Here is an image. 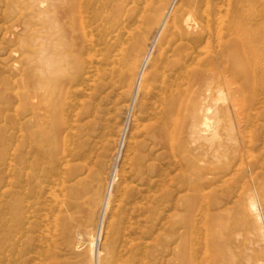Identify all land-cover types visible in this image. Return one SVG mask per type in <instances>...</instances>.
Returning <instances> with one entry per match:
<instances>
[{
    "label": "rangeland",
    "instance_id": "obj_1",
    "mask_svg": "<svg viewBox=\"0 0 264 264\" xmlns=\"http://www.w3.org/2000/svg\"><path fill=\"white\" fill-rule=\"evenodd\" d=\"M124 1L111 19L76 0L70 25L63 0H0V264H264L263 77H203L231 131L223 157L197 155L187 138L167 146L158 112L178 38L162 45L161 32L186 0ZM213 40L190 69L222 70ZM16 156L23 176L7 187L3 162Z\"/></svg>",
    "mask_w": 264,
    "mask_h": 264
},
{
    "label": "bare ground",
    "instance_id": "obj_2",
    "mask_svg": "<svg viewBox=\"0 0 264 264\" xmlns=\"http://www.w3.org/2000/svg\"><path fill=\"white\" fill-rule=\"evenodd\" d=\"M86 1L87 0H85V2ZM88 1L89 3L92 1H96V6L93 7V14L95 17H99L101 13V12L98 13V9H100L98 7H101V9L107 13L106 17L111 18V19L114 18L115 14L120 13V10L122 12L123 9L127 8V7L124 8V6H126V1L124 0H113L114 2L113 4L111 0H104V1L88 0ZM154 1L155 0H135V3L136 4L143 3L145 4V8H146L148 5H150V3H153ZM158 1L164 2L165 0H158ZM75 2L76 0H63V7L61 9V16L64 17V14L66 13V18L69 20L68 23L70 25H73V18L72 17L69 18V16L73 14ZM159 2H158V5H159ZM78 3L79 4H77V9H78L77 11L79 13L78 14L79 15V25L83 27V24L85 23L83 16H82V9H83L84 3L83 5L81 4L80 1H78ZM161 6L162 5H160V8ZM185 8L186 9H184L185 10L184 14L181 15L180 13L179 17H171L170 21H168L167 24H165L166 25L164 26L165 29L163 30V32H161L162 35L160 34L161 40L159 38L162 45L164 43L166 44L170 43L171 39L174 37H177L178 40L176 41V43L174 40L175 44L173 47V51L171 54H169V56L166 59L168 62V66H169L168 68L169 74L167 76V80H165L166 83L164 81L165 83L163 84L164 87L161 88L163 89V93L161 92L162 95L160 96L161 104H160V110L158 112L159 125L157 129V134L162 143L167 144V146L168 145H170L171 147L173 146L172 148L176 150L180 148V144L178 143L175 146L174 142H176L177 139H179V142L180 143L183 142V144L185 145H189V142H192L193 144H195L194 148L196 149L195 151L197 155L204 156V158L215 159V158H219V155L220 157L224 156L223 154L224 152H222L221 149L224 144H227L224 138L228 137V135L230 134L229 133L230 129L227 130L228 128H226L227 126H226L225 118H227V116L223 115L222 113L224 111L222 108H220L222 105H220L219 107L218 105L213 104L215 90L217 89L216 87L218 85L215 88H211L210 84H207L209 85V86L206 85L207 87L203 86V89L206 88V90H204L205 94L203 96L201 95L203 93V92L201 93V83H203L201 81L204 80V78L205 79L208 78L207 79L208 81H209V78H214V79L216 78L225 79L226 78L227 79L229 76L233 77L232 79L237 78V79L248 80V81L250 79H252L253 81V78L255 79L257 76L263 77L264 79V0H186ZM138 13L137 11H135V9L131 13V16H130L131 20L132 18L134 20L133 26L138 24L141 18L143 17V15H141L140 13L138 14ZM90 18H87V19H90ZM86 23H88V21ZM142 25L143 24L141 23V26ZM128 28L130 27L128 26ZM84 30H86V28ZM82 34L83 33H81V35ZM143 34L145 35V33ZM83 36L85 37V35ZM212 39H214L213 41H215L217 45L221 48V54L219 55L218 58L220 59V63L222 64V70L214 71L213 69H210L206 71L204 70L200 71L198 69L192 70L194 68L190 69L191 64L199 65L200 61L203 60V58L201 57V48L205 47V45H209L210 40ZM210 46H213V45H210ZM219 47L216 46V49H218ZM112 49H114V47ZM203 50H206V48L205 49L203 48ZM208 54L209 53H207L206 56ZM206 56L203 54V57H206ZM131 59H132V56H131ZM129 61L130 63L132 62L131 60H128V62ZM28 65L29 64L27 63V66ZM128 67L129 66L125 68L128 69ZM166 69H167V66H166ZM201 76H202V79H201ZM234 80L237 81L236 79ZM223 81H222V84H223ZM228 81L230 82L231 80H228ZM252 81L250 85L253 86L254 81L253 82ZM258 81L260 82L263 80L258 79ZM247 83H250V82H247ZM235 85L234 83L232 86L228 84L227 85L228 92H230V90L232 89L236 90L237 86ZM252 86L250 87L247 86V90L248 88L252 89L254 87ZM182 94H185V95L189 94V96L187 95L188 99L184 98ZM250 94H251V91H250ZM201 96L203 97L201 98ZM229 96H230V93H229ZM249 96L252 97V95H249ZM230 98H232V95ZM224 106L227 108V105H224ZM230 106L231 107L234 106L233 101L231 102ZM236 106H235V109L237 108ZM252 108H255V107L252 106ZM252 112L253 111L251 110V113ZM185 113L186 114L188 113L187 120L184 117ZM224 116L226 117L224 118ZM181 119H183V122L181 121L180 126H178V123ZM169 126H170V129L168 128ZM174 138H176V140H174ZM186 138L189 140V142ZM174 149L172 150L174 151ZM197 161L198 159H195L192 161V164L195 167H197L198 165ZM24 162H26L24 157L22 158V157H17V156L11 159L9 158L7 161L3 162V164H5L6 176L8 177L6 179L7 187L17 186L18 182L21 181L22 176H23ZM15 180L18 182H15ZM1 188H2V183L0 179V198L4 197V195L7 196L8 194V190L1 191ZM249 205L251 209L256 210L255 202L252 199L249 200ZM4 207L7 209L6 213L10 216L9 218L6 219V222L11 221L12 216L16 217L17 215V205L14 204V201H12L11 198L9 199L7 198L4 201ZM89 243L90 245H92V240L89 241ZM92 251L93 250L91 246V255L93 257L96 254L93 253ZM196 263H197L196 259H193V261L191 262V264H196Z\"/></svg>",
    "mask_w": 264,
    "mask_h": 264
},
{
    "label": "built area",
    "instance_id": "obj_3",
    "mask_svg": "<svg viewBox=\"0 0 264 264\" xmlns=\"http://www.w3.org/2000/svg\"><path fill=\"white\" fill-rule=\"evenodd\" d=\"M120 150V149H119Z\"/></svg>",
    "mask_w": 264,
    "mask_h": 264
}]
</instances>
